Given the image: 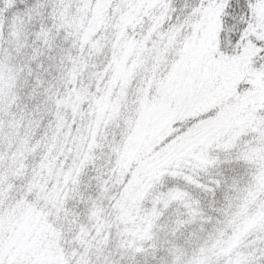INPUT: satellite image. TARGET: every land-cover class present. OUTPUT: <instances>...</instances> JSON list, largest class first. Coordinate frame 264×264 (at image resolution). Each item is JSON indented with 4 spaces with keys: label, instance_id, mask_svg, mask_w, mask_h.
Listing matches in <instances>:
<instances>
[{
    "label": "snow or ice",
    "instance_id": "snow-or-ice-1",
    "mask_svg": "<svg viewBox=\"0 0 264 264\" xmlns=\"http://www.w3.org/2000/svg\"><path fill=\"white\" fill-rule=\"evenodd\" d=\"M0 264H264V0H0Z\"/></svg>",
    "mask_w": 264,
    "mask_h": 264
}]
</instances>
